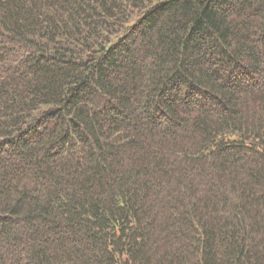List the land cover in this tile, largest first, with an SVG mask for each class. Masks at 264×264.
Wrapping results in <instances>:
<instances>
[{
  "label": "trees",
  "instance_id": "1",
  "mask_svg": "<svg viewBox=\"0 0 264 264\" xmlns=\"http://www.w3.org/2000/svg\"><path fill=\"white\" fill-rule=\"evenodd\" d=\"M0 264H264V0H0Z\"/></svg>",
  "mask_w": 264,
  "mask_h": 264
}]
</instances>
